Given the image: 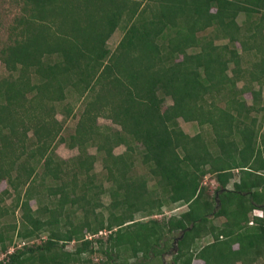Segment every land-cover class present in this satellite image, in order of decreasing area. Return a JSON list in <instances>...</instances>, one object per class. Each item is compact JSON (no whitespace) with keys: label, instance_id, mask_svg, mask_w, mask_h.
Wrapping results in <instances>:
<instances>
[{"label":"trees","instance_id":"trees-1","mask_svg":"<svg viewBox=\"0 0 264 264\" xmlns=\"http://www.w3.org/2000/svg\"><path fill=\"white\" fill-rule=\"evenodd\" d=\"M12 1L0 215L20 214L0 225V264H264V0Z\"/></svg>","mask_w":264,"mask_h":264},{"label":"rangeland","instance_id":"rangeland-1","mask_svg":"<svg viewBox=\"0 0 264 264\" xmlns=\"http://www.w3.org/2000/svg\"><path fill=\"white\" fill-rule=\"evenodd\" d=\"M18 14H19V7L17 6L15 1L6 0V1H3V2L0 3V46L3 45L4 43L8 42L9 37H10L9 36V32L11 31L10 27L13 25V18L16 15H18ZM243 19H244V14H240L239 18H238V21L241 23L243 21ZM121 34H122V31L118 28L111 35V37L108 39V46L111 49H113L115 47V45L117 44L118 40L121 37ZM237 47H238L239 50L241 49L239 45H237ZM252 57H253L252 54L251 55L243 54V64L245 65L247 63L246 60H251ZM4 74H6V70H5L4 66L2 65V63L0 62V75H4ZM237 85H238V87L242 86L243 85V81H238ZM253 87L255 89H257V84L253 83ZM262 92H263V95H264V86L262 88ZM244 98L246 99V101L248 103L251 102L250 93L246 92L244 94ZM169 103H171V101L168 99L166 101V104H169ZM60 108L61 107H59L57 109L58 112L56 114V117L58 119L63 118V114L61 113ZM79 109H80V105L78 103V105H76L74 107L73 116H69L67 118V121L65 123L66 129L62 132V135L68 136L69 132H72V130L74 129V125H75V123H76V121H77V119H78V117L80 115V113H79L80 111H78ZM259 115H260V113H259ZM179 123H180L181 127L183 128V130L185 132L189 133V134H195L196 132H198V126H197V124L195 122H184L183 120H179ZM98 124H100V125H111V122L108 119H106V118L99 117L98 118ZM262 129H263V132H264V125H262ZM124 150H125V146L124 145H119V146H115L114 147L113 152L114 153H121ZM56 152H57V154L60 157H62L64 159H68V158H71V157L75 156L77 154L78 150L75 147L71 148V147H68V145L66 143H61L60 142L56 146ZM89 152H93L94 153L95 152V147L94 146L89 147ZM100 170H101L100 161H97L95 163V171L98 174V172ZM104 179L105 178H104L103 175L101 177H98V175L95 177V181L97 183L98 182H102L104 186H107L108 182L104 181ZM206 180L210 181V183L212 185H214V183H215L214 180L212 178H210L209 176H207ZM5 189H10L9 185H8V183L5 180H1L0 181V192H2ZM100 197H101L102 203L104 204L103 207H105V205L109 202V196H108L107 192L102 193L100 195ZM12 200H13L12 195L0 194V205L1 206L6 205L7 207H10V205L12 203ZM30 203H31L33 208H35L36 205H37L34 200H31ZM101 209L103 210L102 212L104 214H106L105 209H103V208H101ZM181 209H183V208L174 207L171 210L165 209V213L166 214L175 213V212H178ZM19 214H20L19 209H16L15 212H12V210L10 209L7 214L4 213V214L0 215V225H1V227H6L7 223L13 222L15 219H17ZM262 214H263V211L260 208H256L250 213V216H253V215L260 216ZM3 229H5V228H3ZM42 237H44V236H42ZM33 240L34 239H32V240L29 239V240H25V242L31 243ZM12 243L13 244H17L18 241L14 240ZM20 244H22V242ZM72 247H73L72 244L67 245V248L71 249ZM174 250H173V247H172L170 250H168L167 252H165L162 255V260L165 263H173L172 262V252H174ZM96 258L98 259L99 256L93 255V259H94L95 262H97ZM192 264H202V261L199 260V259H194Z\"/></svg>","mask_w":264,"mask_h":264},{"label":"built area","instance_id":"built-area-1","mask_svg":"<svg viewBox=\"0 0 264 264\" xmlns=\"http://www.w3.org/2000/svg\"><path fill=\"white\" fill-rule=\"evenodd\" d=\"M13 249H14V245H12L11 247H9L8 252H12ZM4 256H5V254H4V253H1V254H0V259H1L2 257H4Z\"/></svg>","mask_w":264,"mask_h":264},{"label":"water","instance_id":"water-1","mask_svg":"<svg viewBox=\"0 0 264 264\" xmlns=\"http://www.w3.org/2000/svg\"><path fill=\"white\" fill-rule=\"evenodd\" d=\"M217 204H219V202L217 201Z\"/></svg>","mask_w":264,"mask_h":264}]
</instances>
